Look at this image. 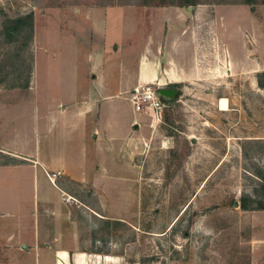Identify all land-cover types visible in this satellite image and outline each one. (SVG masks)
<instances>
[{
    "label": "rangeland",
    "instance_id": "1",
    "mask_svg": "<svg viewBox=\"0 0 264 264\" xmlns=\"http://www.w3.org/2000/svg\"><path fill=\"white\" fill-rule=\"evenodd\" d=\"M170 1L0 0V103L28 98L36 87V72L40 85H46L47 59L61 56L64 49L57 41L63 47L70 44L72 12L183 8L200 25L199 76L164 87L163 118L155 121L147 115V145L130 161L136 175L123 181L119 192L75 184L71 195L62 197L67 223L62 231L72 237L68 247L73 252L64 264H264V209L241 207L243 195L258 183L247 172L253 165L264 169V88L259 85H264V0L252 5L218 4L223 0L158 5ZM13 21L24 26L10 41L4 28ZM31 21L34 42L28 47ZM36 44L47 57L38 55ZM221 99L228 100V110H221ZM20 113L0 108V149L34 147L32 122L23 123ZM17 130L26 136L17 137ZM7 159L0 154V164ZM38 170L42 189L43 171ZM34 175L0 171V185L8 186L10 197L15 193L25 207L20 225L10 227L18 237H38L43 229L42 219L26 213L34 211ZM7 249L17 254H0V264H59L45 246L33 252L16 241Z\"/></svg>",
    "mask_w": 264,
    "mask_h": 264
},
{
    "label": "crops",
    "instance_id": "2",
    "mask_svg": "<svg viewBox=\"0 0 264 264\" xmlns=\"http://www.w3.org/2000/svg\"><path fill=\"white\" fill-rule=\"evenodd\" d=\"M115 9L72 12V31L66 39L70 44L63 47L57 41L64 49L59 57L49 55L46 85H40L36 72V87L28 98L0 103L1 109L21 111L22 122H32L34 147L1 148L0 154L9 160L0 164V171L35 173L34 211L26 213L43 223L38 237L16 236L10 227L20 225L25 207L15 193L10 197L8 186L0 185V217H6L0 221L3 256L17 254L7 247L19 241L33 252L45 246L50 257L64 264L73 254L68 247L72 237L62 231L67 230V223L61 201L64 195H71L70 186L91 185L99 192L114 193L120 191L123 181L136 175L130 161L147 145L150 125L147 114L135 112L131 92L156 81L164 86L184 85L199 76L200 25L193 12L183 8L112 12ZM36 48H41L38 55H45L41 46L36 44ZM16 136L26 133L17 130ZM8 150L14 154L9 155ZM38 168L43 171L42 189Z\"/></svg>",
    "mask_w": 264,
    "mask_h": 264
},
{
    "label": "trees",
    "instance_id": "3",
    "mask_svg": "<svg viewBox=\"0 0 264 264\" xmlns=\"http://www.w3.org/2000/svg\"><path fill=\"white\" fill-rule=\"evenodd\" d=\"M256 1L259 0H241V1H227L223 0L222 2H218V4H235V5H252L255 4ZM204 2V0L194 1V2H186V1H176L172 0L168 3L162 2L158 5L160 6H176V7H187L190 5H200ZM145 5V4H143ZM102 6H109V5H102ZM111 6V5H110ZM152 6V5H147ZM23 22L13 21L12 26L7 27L5 26V34L10 39V41H14L16 39L17 34H20L23 31ZM30 34L28 39V47L33 46V21L30 22ZM260 87L264 88V85L260 81ZM262 149L264 151V143H262ZM264 153V152H263ZM251 170L247 172V177H253L258 180L257 185L253 188L252 193L246 192L242 197V204L241 207L245 211H259L264 209V169L259 167L258 165H253Z\"/></svg>",
    "mask_w": 264,
    "mask_h": 264
},
{
    "label": "built area",
    "instance_id": "4",
    "mask_svg": "<svg viewBox=\"0 0 264 264\" xmlns=\"http://www.w3.org/2000/svg\"><path fill=\"white\" fill-rule=\"evenodd\" d=\"M164 87L165 86L158 81L136 87L131 92L130 97L135 112L147 114L155 121L163 118L166 108V104L163 100L165 97Z\"/></svg>",
    "mask_w": 264,
    "mask_h": 264
},
{
    "label": "bare ground",
    "instance_id": "5",
    "mask_svg": "<svg viewBox=\"0 0 264 264\" xmlns=\"http://www.w3.org/2000/svg\"><path fill=\"white\" fill-rule=\"evenodd\" d=\"M220 108L223 111L228 110V100L227 99H221L220 100Z\"/></svg>",
    "mask_w": 264,
    "mask_h": 264
},
{
    "label": "water",
    "instance_id": "6",
    "mask_svg": "<svg viewBox=\"0 0 264 264\" xmlns=\"http://www.w3.org/2000/svg\"><path fill=\"white\" fill-rule=\"evenodd\" d=\"M235 206H238V203H235Z\"/></svg>",
    "mask_w": 264,
    "mask_h": 264
}]
</instances>
